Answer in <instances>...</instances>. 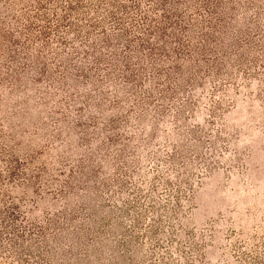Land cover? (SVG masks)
Segmentation results:
<instances>
[{
  "label": "rangeland",
  "instance_id": "rangeland-1",
  "mask_svg": "<svg viewBox=\"0 0 264 264\" xmlns=\"http://www.w3.org/2000/svg\"><path fill=\"white\" fill-rule=\"evenodd\" d=\"M0 264H264V0H0Z\"/></svg>",
  "mask_w": 264,
  "mask_h": 264
}]
</instances>
